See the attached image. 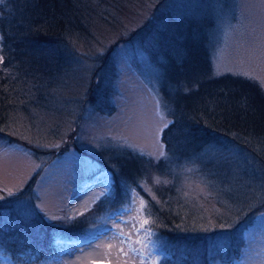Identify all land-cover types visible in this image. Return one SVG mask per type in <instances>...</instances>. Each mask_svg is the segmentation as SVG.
<instances>
[{"label":"rangeland","instance_id":"374dc122","mask_svg":"<svg viewBox=\"0 0 264 264\" xmlns=\"http://www.w3.org/2000/svg\"><path fill=\"white\" fill-rule=\"evenodd\" d=\"M103 1L84 2L88 33L68 38L69 55L66 47L58 49L66 55V65L29 93L37 101L32 110L19 107L8 125L0 127V199L9 196L7 202L19 207L30 225L41 226L38 238L50 235L57 243L54 256L32 264H161L172 257L152 201L191 216L188 223L198 234L222 235L229 242L243 236L247 246L227 264H264V159L250 155L242 167L235 163L237 171L231 166L241 180L252 182L238 191L241 200L231 218L229 203L213 196L212 183L195 174L192 161L170 158L163 134L171 118L161 95L163 70L153 37L162 29L158 11L180 1L186 14L212 11L213 75L253 79L264 93V0H236L237 21L229 12L235 0ZM224 1L229 2L222 11ZM240 146L234 144V154ZM126 152L149 163L166 160L172 177L156 175L153 181L163 188L174 185L173 208L150 180L129 184V173L119 163ZM246 168L254 173L238 172ZM236 175L227 179L231 192L243 185ZM113 180L121 201L112 193ZM99 204L98 213L91 214ZM248 219L252 223L244 234ZM77 220L82 222L68 230ZM120 235L123 246L110 240ZM2 253L0 264H16Z\"/></svg>","mask_w":264,"mask_h":264},{"label":"trees","instance_id":"16d2710c","mask_svg":"<svg viewBox=\"0 0 264 264\" xmlns=\"http://www.w3.org/2000/svg\"><path fill=\"white\" fill-rule=\"evenodd\" d=\"M85 1L0 0V127L8 125L19 107L28 113L32 110L37 101L29 93L37 89L35 86L39 88L44 78L54 75L55 71H62L66 65V55L62 51L59 54L58 49L66 47L65 53L69 55L68 38L73 34L81 36L88 33L84 23V17L89 14ZM180 2L169 10L158 11L156 17L162 18L159 23L162 29L159 33L155 30L153 35L156 39L154 46L159 47L157 54L161 56L158 63L163 70L161 95L171 118L163 134L165 149L173 161H192L196 166L195 174L212 183L208 186L213 189V196L224 198L222 201L229 203L228 217L234 218L235 205L241 200L238 191L247 190L252 182L241 180V175L231 171V166L237 171L235 163L242 162V167L250 155L264 159V93L253 79L231 74L213 75L212 51L216 48L212 42L213 28L216 27L214 15L212 11L186 14L181 11ZM228 2L221 3L224 4L222 11ZM102 3L105 4L103 0ZM234 4L229 5V12L237 21L236 0ZM204 13L209 16H204ZM236 143L241 146L234 154L232 150ZM119 163L122 172L126 170L129 173V184L137 185L147 179L151 186L159 188L157 194L162 200L163 197L164 201L170 199L167 201L170 203L177 197L174 185L163 188L153 181L156 175L172 177L167 171L169 164L166 160L149 163L141 155L126 152ZM238 172L254 173L249 168ZM233 173L243 183L235 192L228 190L227 181ZM256 175L255 179L259 176L258 173ZM112 188L115 199H122L115 180ZM138 191L141 192L140 187ZM8 197L0 199V253L3 251V255L11 256L16 264H32L54 256L57 243L50 235L43 236V240L38 238L36 229L44 232L40 231L41 226L30 225L31 221L23 217L19 207H11L7 202ZM128 197L125 195L126 202ZM100 204L90 213L97 214ZM121 205L122 202L113 210ZM151 205L152 212L160 219L167 252L172 257H164L161 264L229 262L247 246L241 235H236L229 242L230 238L222 235L215 238L214 233L198 234L188 223L191 216L162 209L158 202L152 201ZM170 205L171 208L175 206ZM3 211L11 215L4 216ZM33 212L37 210L33 209ZM19 218L21 222L16 220ZM80 221L71 224L68 230L71 231L70 228ZM251 223L252 220L246 221L244 234L245 227ZM2 226L5 229L1 230ZM58 227L67 228L60 224ZM73 232V235L78 233Z\"/></svg>","mask_w":264,"mask_h":264},{"label":"bare ground","instance_id":"6f19581e","mask_svg":"<svg viewBox=\"0 0 264 264\" xmlns=\"http://www.w3.org/2000/svg\"><path fill=\"white\" fill-rule=\"evenodd\" d=\"M108 237H109V235H108ZM107 237V238H108ZM112 239H110L111 241L113 240L114 241V243H116V244H118L119 246L121 245V246H123L124 245V241L125 240H123V238H122V235H120V236H117V237H115V238H113L112 236H110ZM100 240V239H99ZM98 240V241H99ZM97 244H99L98 242H97ZM101 245V244H100Z\"/></svg>","mask_w":264,"mask_h":264}]
</instances>
